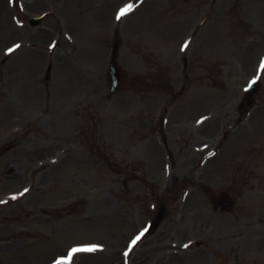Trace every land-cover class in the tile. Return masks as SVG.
<instances>
[{
  "label": "rangeland",
  "instance_id": "374dc122",
  "mask_svg": "<svg viewBox=\"0 0 264 264\" xmlns=\"http://www.w3.org/2000/svg\"><path fill=\"white\" fill-rule=\"evenodd\" d=\"M238 1L0 0V264H264V0Z\"/></svg>",
  "mask_w": 264,
  "mask_h": 264
},
{
  "label": "snow or ice",
  "instance_id": "6c2138e0",
  "mask_svg": "<svg viewBox=\"0 0 264 264\" xmlns=\"http://www.w3.org/2000/svg\"><path fill=\"white\" fill-rule=\"evenodd\" d=\"M142 2H143V0H141V3ZM133 8H134V5H132V4H128L125 7L121 8L119 10V12L117 13L116 19L119 20L122 17H124L125 15H127L128 13L132 12ZM188 46H189L188 43L185 42L181 50L183 51ZM20 47H21V45L16 44L12 48H9L7 51H8L9 54H11L12 52H14L16 49H18ZM259 67H260L261 71H264V59L261 60ZM259 78L260 77L257 76L256 79H259ZM256 79L252 80L249 83V85H248L249 88L253 84L256 83ZM209 155H214V153H209ZM24 191L27 192L28 190L25 189ZM23 194L24 193H21L20 195H23ZM12 199L14 200V199H16V197L13 196ZM0 203H4V201H0ZM147 231H148V229L145 228L139 235H137L135 237V239L132 241V244L129 246V250H131V248L134 247L143 238V236L145 235V233ZM184 247H188V245L185 244ZM101 248H102V246L98 245V244H88V245H84V246H81V247L72 248L71 251H69V253L67 255V259L66 260H64V259L58 260V261H56V264H70V262L72 261V259H73L75 254H77V253H94V252H96L98 250H101ZM127 255H128V253L125 252V256H127Z\"/></svg>",
  "mask_w": 264,
  "mask_h": 264
},
{
  "label": "water",
  "instance_id": "95a60500",
  "mask_svg": "<svg viewBox=\"0 0 264 264\" xmlns=\"http://www.w3.org/2000/svg\"><path fill=\"white\" fill-rule=\"evenodd\" d=\"M44 16H40V17H34L30 20V23L32 25H36L39 23V21L43 18ZM117 45H118V41L116 40L115 45H114V49H113V55H112V61H111V68H110V75H111V80H112V84H111V90L110 92H113L115 89H117L120 86V82H121V74L120 71L118 69L117 63H116V52H117ZM258 88V84L255 83L253 84L250 88H248L247 91V96L249 95V93L251 92H255ZM227 196L226 195H222L220 198V202L222 203V205L224 207H228L230 204V201L228 203H225ZM160 219V214L157 215L155 221L153 223H151L148 231L152 232L155 227L157 226L158 222Z\"/></svg>",
  "mask_w": 264,
  "mask_h": 264
},
{
  "label": "flooded vegetation",
  "instance_id": "af4514ba",
  "mask_svg": "<svg viewBox=\"0 0 264 264\" xmlns=\"http://www.w3.org/2000/svg\"><path fill=\"white\" fill-rule=\"evenodd\" d=\"M261 5H264V3H262ZM264 9V8H263ZM259 17H260V25H263L264 24V12H261L260 14H259ZM252 20V19H251ZM254 28V25H253V23L251 24V29H253ZM252 35L254 36V34L252 33Z\"/></svg>",
  "mask_w": 264,
  "mask_h": 264
}]
</instances>
